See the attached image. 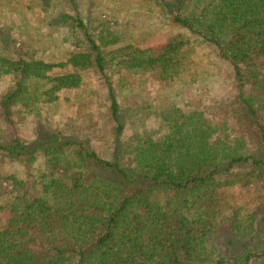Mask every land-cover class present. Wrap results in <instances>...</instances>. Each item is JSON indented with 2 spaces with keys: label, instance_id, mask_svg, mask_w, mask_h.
Returning <instances> with one entry per match:
<instances>
[{
  "label": "trees",
  "instance_id": "16d2710c",
  "mask_svg": "<svg viewBox=\"0 0 264 264\" xmlns=\"http://www.w3.org/2000/svg\"><path fill=\"white\" fill-rule=\"evenodd\" d=\"M22 2L58 19L55 33L78 32L80 40L62 62L33 60L15 50L16 37L0 22V76L14 79L0 97V151L21 161L32 180H14L8 191L0 264H264V0H134L132 7L170 28L147 47L94 35L76 0ZM199 50L234 80L231 123L174 104L124 141L108 68L166 85L195 70ZM65 67L72 70L50 73ZM81 73L101 80L86 94L109 101L108 142L98 149L60 126L25 142L14 105L24 96L49 108L63 93L79 95ZM31 80L46 82L39 96ZM38 159L48 173H32ZM236 189L252 193L228 195Z\"/></svg>",
  "mask_w": 264,
  "mask_h": 264
},
{
  "label": "rangeland",
  "instance_id": "374dc122",
  "mask_svg": "<svg viewBox=\"0 0 264 264\" xmlns=\"http://www.w3.org/2000/svg\"><path fill=\"white\" fill-rule=\"evenodd\" d=\"M133 1L76 0L83 21L90 25V30L92 28L96 36L100 33V37L116 35L124 43L138 41L143 47L164 40L170 31L166 22L163 19H156L151 12L145 13L144 10L136 9V6L132 7ZM120 5L125 9L119 10ZM129 6L132 8L127 9ZM52 18L40 12H31L26 2L0 0V22L9 28L6 29L8 38L16 37L15 50L27 52L29 58L33 60L48 59L53 64L64 60L69 47L71 50V42L79 41L80 35L78 32L68 36L55 33L56 25H52L51 21L56 22L58 19ZM198 52L199 64L195 70L166 85L152 82L150 75L141 76L128 72L118 74L113 68H108L124 125V141L130 140L136 133L154 124L159 120V113L174 104L182 106L181 104L188 103L189 108L201 109L208 118L218 123H231L230 111L233 107V95L236 92L234 80L229 70L222 63L216 62L215 57L201 56L202 50ZM68 70H72L71 67L53 68L50 73L58 75ZM80 75L85 91L79 92V95H74L73 91H70L69 99L66 100L63 93L49 108H46L47 105L41 100L35 104L24 96L14 105L13 119L25 142L31 144L44 140L53 135L55 133L53 129L59 126L75 136L81 134L79 135L81 139L91 140L98 149L108 142V134L105 130L110 127L107 113L109 101L103 100L104 98L97 96L98 94L90 101L86 94L92 85H98L101 80L95 82L90 74ZM192 78L194 80L190 82ZM43 83L46 84L43 81L31 80L30 91L39 96ZM13 84V78L0 76V97L10 91ZM79 96L82 97L81 100H77ZM3 127L0 123V130ZM107 132L109 133V130ZM1 134L0 138H2ZM25 169L26 166L21 161L0 151V218L6 213L8 191L12 189L13 181H32L25 173ZM33 170L34 174L35 171L49 172V169L43 166L41 159L36 160ZM227 193L240 199L248 197L252 192L236 189Z\"/></svg>",
  "mask_w": 264,
  "mask_h": 264
},
{
  "label": "water",
  "instance_id": "95a60500",
  "mask_svg": "<svg viewBox=\"0 0 264 264\" xmlns=\"http://www.w3.org/2000/svg\"><path fill=\"white\" fill-rule=\"evenodd\" d=\"M263 221H264V218H263ZM262 255H264V254H262Z\"/></svg>",
  "mask_w": 264,
  "mask_h": 264
}]
</instances>
